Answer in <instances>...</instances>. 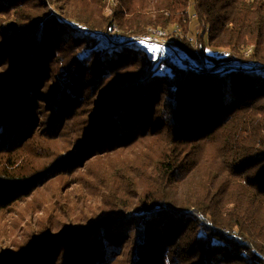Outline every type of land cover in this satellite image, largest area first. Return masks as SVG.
<instances>
[{
    "label": "trees",
    "instance_id": "16d2710c",
    "mask_svg": "<svg viewBox=\"0 0 264 264\" xmlns=\"http://www.w3.org/2000/svg\"><path fill=\"white\" fill-rule=\"evenodd\" d=\"M0 215V264H264V0H0Z\"/></svg>",
    "mask_w": 264,
    "mask_h": 264
},
{
    "label": "rangeland",
    "instance_id": "374dc122",
    "mask_svg": "<svg viewBox=\"0 0 264 264\" xmlns=\"http://www.w3.org/2000/svg\"><path fill=\"white\" fill-rule=\"evenodd\" d=\"M110 2H112V0H110ZM105 11L106 12H110V6H107L106 8H105ZM192 14V13H191ZM192 18L188 21V23H189V33H188V35L187 36H183V33H184V29L183 30H181V27L179 28V27H177L176 28V30L178 31V29H179V34H180V36H182V37H184V38H187L189 41H191L192 43H196L197 42V37H196V31H197V25H196V22H195V19H194V16L192 15L191 16ZM116 25H114V27H115ZM113 27V28H114ZM115 28H117V26L115 27ZM167 29H172V26H169V27H167ZM167 29H163V28H156V27H148L147 29H146V31H145V33H142V35H145L146 37H148V39L150 40V42L151 41H154V43H152L153 45V49H154V51L156 50V49H159V50H161V51H165V48H167L168 46H166V44H167V42H169L172 38H169L168 37V33H169V31L167 30ZM107 31H109V29L107 30ZM159 32H161L162 34L160 35V33ZM148 33H152V34H150V35H147ZM111 35V37H110V39L111 40H113V41H116L117 43H124V42H127V41H129L130 39V37H125V36H123V37H120V36H118V35H116V34H114V33H110ZM156 40H158V41H156ZM150 42H149V44H150ZM135 50H137V49H135ZM219 51V52H218ZM216 53H221V52H224L223 50H218ZM215 53V54H216ZM188 63V62H187ZM197 63L199 64V66H200V68L199 69H201L202 68V65L197 61ZM189 64V63H188ZM208 65V64H207ZM32 206L33 205H30L29 203L28 204H26L22 209H23V211L24 212H26V213H28L30 210H31V208H32ZM20 209V208H19ZM1 216V215H0ZM23 223V220H19V219H17V218H15V217H6L5 219H4V222H1L0 223V238H1V235L2 234H4L6 237H7V227L8 226H12L13 227V230H16V233L15 234H18V231H19V228H20V226H21V224ZM31 228H27V231L29 232V231H31L30 230ZM5 242H7V239H6V241ZM16 243V242H15ZM4 245H6V244H4L3 242H2V240L0 239V247L1 246H4Z\"/></svg>",
    "mask_w": 264,
    "mask_h": 264
},
{
    "label": "built area",
    "instance_id": "2783aa9c",
    "mask_svg": "<svg viewBox=\"0 0 264 264\" xmlns=\"http://www.w3.org/2000/svg\"><path fill=\"white\" fill-rule=\"evenodd\" d=\"M113 27L114 26L109 28V32H101L99 34V38H100V40L102 41L103 44H106L109 40L113 41V40L110 39V37H111L110 33H114V32L117 31V28H115L116 26L114 28ZM178 31H179V29H178ZM159 33H160V35L162 34L161 32H159ZM150 34H152V33H148L147 35H150ZM125 37H130L129 38L130 40L127 41V42H132L134 44H139L141 46H144V49H147L148 45H153L152 43H154V41L150 42L148 37H146L145 35H134L133 34V35H126ZM156 41H158V40H156ZM113 42L117 43L116 41H113ZM127 42H124V43H127ZM149 42H150V44H149ZM166 45L174 46V47H176L175 49H179L180 48L179 45H177L175 42H173V40L172 41L170 40L169 42H167ZM182 56H183L184 59L187 58L186 53H183ZM187 61H188L190 66L194 65V62L191 61L190 59L187 58ZM256 67H257V69L259 71H261V66L259 64H257Z\"/></svg>",
    "mask_w": 264,
    "mask_h": 264
},
{
    "label": "water",
    "instance_id": "95a60500",
    "mask_svg": "<svg viewBox=\"0 0 264 264\" xmlns=\"http://www.w3.org/2000/svg\"><path fill=\"white\" fill-rule=\"evenodd\" d=\"M178 45H179V44H178ZM223 53H224V52L216 53V54L214 53L213 55H214V56H219V55H221V54H223ZM186 56H187V54H186ZM187 58L194 62L193 67H195V68H200V66H199V64L197 63V61H195L194 59L189 58L188 56H187ZM187 58H185L186 61H187ZM187 62H188V61H187ZM256 65H257V64H256ZM256 65H255V68L257 69ZM259 65H260V64H259ZM260 66H261V65H260ZM211 67H212L211 64H208V65H207V68H208V69H210ZM261 68H262V67H261Z\"/></svg>",
    "mask_w": 264,
    "mask_h": 264
}]
</instances>
